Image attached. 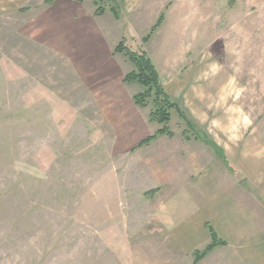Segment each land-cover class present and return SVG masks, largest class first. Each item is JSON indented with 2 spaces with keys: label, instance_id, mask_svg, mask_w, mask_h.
I'll list each match as a JSON object with an SVG mask.
<instances>
[{
  "label": "rangeland",
  "instance_id": "374dc122",
  "mask_svg": "<svg viewBox=\"0 0 264 264\" xmlns=\"http://www.w3.org/2000/svg\"><path fill=\"white\" fill-rule=\"evenodd\" d=\"M122 40L185 113L172 135L141 144L164 124ZM190 124L264 175V0H0V264H194L230 187ZM234 250L206 264L257 262Z\"/></svg>",
  "mask_w": 264,
  "mask_h": 264
},
{
  "label": "crops",
  "instance_id": "0c3cea01",
  "mask_svg": "<svg viewBox=\"0 0 264 264\" xmlns=\"http://www.w3.org/2000/svg\"><path fill=\"white\" fill-rule=\"evenodd\" d=\"M199 127L197 126L195 129L194 126L198 133L195 142L208 146L209 144L205 141L208 131L202 126ZM208 140H212L226 152V147L222 143L214 138L211 139L209 136ZM210 147L213 149L212 146ZM243 155H248V153L244 152ZM229 158L230 156L227 157L229 165L221 159L226 168L220 169L223 174H218L221 181L226 179L225 181L227 184L229 183L230 188L224 190L221 187V190L218 189V192L214 194L212 207H214V212L216 211L214 213L216 220L212 221L213 224L208 221L203 222L205 227H207L206 223H210L226 244L216 246L197 264H206V260L219 248L233 250L235 248L236 254L257 261L252 264H264V175L246 172L243 178H240L234 168L231 167L235 164ZM202 170L203 172L206 171V169ZM211 178L212 180L218 179L215 176H211ZM171 222L173 223L172 227L176 228L180 221L175 218ZM206 239L208 242L202 248L197 249L202 250L211 242V236L206 234Z\"/></svg>",
  "mask_w": 264,
  "mask_h": 264
},
{
  "label": "trees",
  "instance_id": "16d2710c",
  "mask_svg": "<svg viewBox=\"0 0 264 264\" xmlns=\"http://www.w3.org/2000/svg\"><path fill=\"white\" fill-rule=\"evenodd\" d=\"M47 1H53V0H47ZM100 1L101 0H95L96 4H98ZM96 13L98 15H102L104 13V8L102 6H99L96 10ZM162 19L163 16L161 15V18L152 27L151 31L152 30L154 31L155 29L158 28ZM149 38L150 35L145 37V40L148 41ZM116 51L126 53L129 56L131 62H133L137 68V70H134L133 72H130L129 74L126 75L125 81L139 82L146 88L145 92L134 96V102L137 105L146 106L147 99L153 97L154 109L151 111V118L161 124H164V126L157 133H155L154 136L148 137L141 144H147L152 140L156 139V137L161 134L168 133L172 135L173 133L168 129V125H167V123L170 121L172 116L171 111L176 109L178 113L182 115V117H185V119H186V115L183 112V110L180 108V106L172 99V97L168 94V92L161 84L160 74L154 62L147 54V52L144 50L141 52H134L127 50L123 40L116 47ZM190 125L194 126L193 124ZM205 139L207 144L212 146L213 149L222 157V159L227 162L226 164L229 165L228 159L225 156L224 151L220 147H218L212 140H208L207 136H205ZM206 224L211 236V242L204 249L202 250L197 249L194 251L195 254L194 264H197L200 260H202L207 255V253L213 250L216 246L226 244V242L218 236L214 227L210 223H206Z\"/></svg>",
  "mask_w": 264,
  "mask_h": 264
}]
</instances>
